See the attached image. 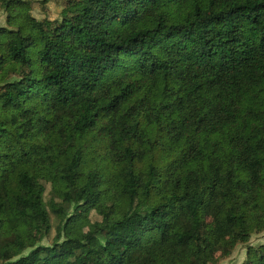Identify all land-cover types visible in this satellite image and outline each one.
<instances>
[{
  "label": "trees",
  "instance_id": "obj_1",
  "mask_svg": "<svg viewBox=\"0 0 264 264\" xmlns=\"http://www.w3.org/2000/svg\"><path fill=\"white\" fill-rule=\"evenodd\" d=\"M32 3L0 0V264H264V0Z\"/></svg>",
  "mask_w": 264,
  "mask_h": 264
},
{
  "label": "rangeland",
  "instance_id": "obj_2",
  "mask_svg": "<svg viewBox=\"0 0 264 264\" xmlns=\"http://www.w3.org/2000/svg\"><path fill=\"white\" fill-rule=\"evenodd\" d=\"M61 0H33L31 13L33 16L42 19L47 17L49 19H53L59 16V11L61 9L60 6ZM5 24V13L0 11V25ZM90 221L80 220L77 216L73 217V221L75 223L74 232L76 234L84 233L85 231L91 229L94 225V220H96L97 215L91 213ZM31 222L29 218H23L21 220L20 226L18 228L20 233L25 232V227L27 224ZM54 232L52 233V235ZM51 235V236H52ZM264 241V233H258L252 235L250 239L251 244L262 243ZM245 257V245H238L233 252L224 258H219L215 263L212 264H240V262Z\"/></svg>",
  "mask_w": 264,
  "mask_h": 264
}]
</instances>
